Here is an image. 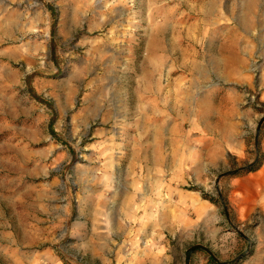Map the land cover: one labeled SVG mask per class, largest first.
<instances>
[{"label": "rangeland", "instance_id": "obj_1", "mask_svg": "<svg viewBox=\"0 0 264 264\" xmlns=\"http://www.w3.org/2000/svg\"><path fill=\"white\" fill-rule=\"evenodd\" d=\"M206 7L220 9L221 26L203 18ZM237 13L253 23L249 31L236 26ZM238 35L247 44L264 35V0H0V143L9 137L35 152L24 171L3 174V214L29 228L19 241L67 264H197L198 253L214 264H251L264 254L262 211L237 218L227 177L216 183L241 166L235 156L206 179L149 163L156 128L166 134L162 118L175 116L176 104L186 110L181 73L197 60L212 67L214 48ZM243 56L253 88L243 75L227 86L264 112V54ZM258 121L244 132L262 159ZM31 246L19 253L35 254Z\"/></svg>", "mask_w": 264, "mask_h": 264}, {"label": "crops", "instance_id": "obj_2", "mask_svg": "<svg viewBox=\"0 0 264 264\" xmlns=\"http://www.w3.org/2000/svg\"><path fill=\"white\" fill-rule=\"evenodd\" d=\"M214 3L215 1L208 2V5L212 6ZM239 13L236 17L234 15L236 26L247 32L250 30L248 28L254 25L252 22L245 21ZM203 18L205 20L213 18V24L219 26L223 21L220 9L216 11L214 8H210L209 11L207 7L204 8ZM263 36L252 38L254 42H249L250 44H247L248 41L243 42V38L239 35L229 38L230 40L224 41L223 39L214 48L216 49L215 54L218 55L208 58L212 67L208 68L207 63L201 64L197 60L186 72L181 73L188 76L187 83L184 84L186 95H182L180 103L182 107L186 106V110L180 113L179 106L176 104L177 106L171 107V113L175 116L167 114L162 118L160 128L166 131V134L158 135L157 129L159 128H156L152 153L154 159L149 162L151 163L150 169L155 171H191L192 174L206 179L204 173L208 168L225 166L228 164V157L235 156L241 164L238 168L243 169L226 176L227 182L224 183L229 186L228 199L239 219L250 218L256 209L262 211L264 215V123L259 140V149L263 154L255 169H251V166L257 162L258 153L253 157L248 150V141L244 132V129L252 127L254 122L259 120L258 115L263 116L264 112L255 111L252 107H244V91L234 87L229 88L227 85L235 82V75H243L245 78L243 81H246L248 88H253L252 79L248 75L249 65L244 62L243 51L246 52L247 58H251L257 50L264 54ZM257 41L263 43L262 50L259 46L257 47ZM253 43L256 47H253ZM155 47H158V44ZM208 75L215 76L219 83L214 81L206 83ZM260 84L262 86L260 100L264 102V71ZM178 96V93L174 94L172 104L178 102ZM157 111L159 114H164L162 109ZM178 130H181V135ZM8 139L10 138H6L5 143L4 141L0 143V264H67L61 257L55 255L53 250L40 247V245L33 246L36 244L34 240L29 243L28 240L19 241V234L27 235L29 228H25L26 232L24 229L19 230L18 222L12 218L13 213L3 214L1 205L3 174L10 176L12 172L19 171V168L24 171L25 167L34 160L35 155L33 150L13 145ZM168 153L169 160L166 156V159L163 158ZM249 165L251 166L247 167ZM25 173L28 175L26 171ZM256 234L258 236L264 234V227L260 230L258 228ZM20 245H32L30 248L37 251L34 250L35 254L33 252L27 255L20 254ZM197 258L201 260L196 262L197 264H214L209 262L208 257L205 258L199 253ZM254 260L251 264H263L264 254H257ZM156 264H161V262L158 261Z\"/></svg>", "mask_w": 264, "mask_h": 264}, {"label": "water", "instance_id": "obj_3", "mask_svg": "<svg viewBox=\"0 0 264 264\" xmlns=\"http://www.w3.org/2000/svg\"><path fill=\"white\" fill-rule=\"evenodd\" d=\"M264 123V115L259 119L258 123H257V127H256V132H257V136L259 135L260 133V130L262 128V125ZM252 165V164H251ZM251 165L247 166V167H250ZM243 168H236V169H233V170H228V171H225V172H222L221 174H219V176L217 177V180H216V183H218L220 181V179L222 177H226V176H229L231 174H234L236 172H238L239 170H241ZM196 248H202L204 250H206L211 256H213L215 258V260H218L215 255H214V252L207 246L203 245V244H196L194 246H192V250L196 249Z\"/></svg>", "mask_w": 264, "mask_h": 264}, {"label": "bare ground", "instance_id": "obj_4", "mask_svg": "<svg viewBox=\"0 0 264 264\" xmlns=\"http://www.w3.org/2000/svg\"><path fill=\"white\" fill-rule=\"evenodd\" d=\"M69 19H68V13L67 11H63L62 12V19H61V26L65 27L68 23H69Z\"/></svg>", "mask_w": 264, "mask_h": 264}, {"label": "trees", "instance_id": "obj_5", "mask_svg": "<svg viewBox=\"0 0 264 264\" xmlns=\"http://www.w3.org/2000/svg\"><path fill=\"white\" fill-rule=\"evenodd\" d=\"M259 162H260V159H258L257 162L251 166V169H255V166H257L259 164Z\"/></svg>", "mask_w": 264, "mask_h": 264}]
</instances>
